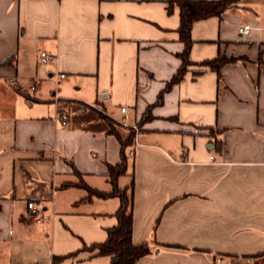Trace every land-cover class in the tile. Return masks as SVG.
<instances>
[{
	"label": "crops",
	"instance_id": "0c3cea01",
	"mask_svg": "<svg viewBox=\"0 0 264 264\" xmlns=\"http://www.w3.org/2000/svg\"><path fill=\"white\" fill-rule=\"evenodd\" d=\"M168 2L0 0V264H110L81 251L117 224L105 116L134 134L116 186L149 246L135 264H264V0L194 22L192 63L237 60L187 67L152 105L181 65Z\"/></svg>",
	"mask_w": 264,
	"mask_h": 264
},
{
	"label": "trees",
	"instance_id": "16d2710c",
	"mask_svg": "<svg viewBox=\"0 0 264 264\" xmlns=\"http://www.w3.org/2000/svg\"><path fill=\"white\" fill-rule=\"evenodd\" d=\"M240 0H216V1H197V0H169L168 12H171L172 5L179 8V27L177 33L179 41L183 45V51L178 55L181 65L175 75L167 81L165 88L160 92L154 104L161 102L164 91L168 90L173 84L178 83L184 76L187 67L197 65L206 67L215 72L219 77L220 68L237 59L218 55L212 60H206L199 64H194L189 60L190 49L193 45L191 39L192 24L196 21L206 20L212 17L220 18L222 14L236 7ZM150 105L147 108L149 112ZM109 123L108 133L114 135L119 141L121 147L120 161L114 165H108L107 177L113 185V190L107 196L116 197L120 200V207L115 213L117 220L116 226L107 229V238L102 243L84 245L81 251L95 253L96 256L110 257V264H135L139 259L149 254L147 243L134 244L132 241V196L128 192L129 188L119 189L116 186V180L125 175L127 171L126 149L132 144L133 130L129 129L125 134H121L117 124L105 116ZM92 194L101 195L99 192L92 191ZM104 196H106L104 194ZM77 253L64 257H53V264H58L66 258L75 257Z\"/></svg>",
	"mask_w": 264,
	"mask_h": 264
},
{
	"label": "built area",
	"instance_id": "2783aa9c",
	"mask_svg": "<svg viewBox=\"0 0 264 264\" xmlns=\"http://www.w3.org/2000/svg\"><path fill=\"white\" fill-rule=\"evenodd\" d=\"M248 32H249V26H247V25L241 26L239 28V34L240 35H246V34H248ZM53 59H54V57L52 55H50V54H47V53H44V52L40 53V60L43 63L50 62ZM59 77L60 78H64V75H60ZM36 85H37V81L36 80L32 81V83L30 85V89L31 90L35 89ZM120 111H121V113H125L126 112V108L124 106H122V107H120ZM67 119H68V116H67L66 113H61L59 115V121H60V123L62 125L67 123ZM119 123L124 125V126H127V123L125 121L119 122ZM128 153H129V155H132L133 151L130 150ZM27 207H28V209L30 211V217H31V219L33 221L38 222V221H40L43 218L41 212L32 203H29L27 205ZM244 261H245V263H249L250 262L249 259H246Z\"/></svg>",
	"mask_w": 264,
	"mask_h": 264
},
{
	"label": "rangeland",
	"instance_id": "374dc122",
	"mask_svg": "<svg viewBox=\"0 0 264 264\" xmlns=\"http://www.w3.org/2000/svg\"><path fill=\"white\" fill-rule=\"evenodd\" d=\"M101 115H102V113H101ZM104 116V115H103ZM114 121V120H113ZM116 124H117V128H121V127H123V128H125V129H127L128 127H126V126H124V125H122V124H120L119 122H117V121H114Z\"/></svg>",
	"mask_w": 264,
	"mask_h": 264
}]
</instances>
